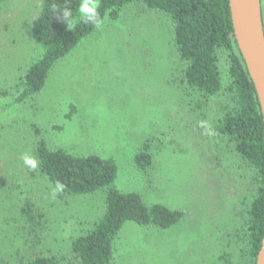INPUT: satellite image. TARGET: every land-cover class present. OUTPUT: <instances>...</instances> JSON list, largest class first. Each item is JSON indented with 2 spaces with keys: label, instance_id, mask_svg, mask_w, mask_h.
<instances>
[{
  "label": "rangeland",
  "instance_id": "obj_1",
  "mask_svg": "<svg viewBox=\"0 0 264 264\" xmlns=\"http://www.w3.org/2000/svg\"><path fill=\"white\" fill-rule=\"evenodd\" d=\"M39 3L0 0V264L38 256L67 264L71 242L105 210L104 192L53 198L54 187L21 159L34 156L32 125L51 148L114 159L117 189L184 213L164 231L127 225L110 264H248L239 240L252 171L227 139L207 134L235 106L225 56L223 88L204 98L182 82L168 19L133 4L60 61L33 101L10 106L42 53L29 33ZM147 143L152 166L139 172L132 158Z\"/></svg>",
  "mask_w": 264,
  "mask_h": 264
},
{
  "label": "trees",
  "instance_id": "obj_2",
  "mask_svg": "<svg viewBox=\"0 0 264 264\" xmlns=\"http://www.w3.org/2000/svg\"><path fill=\"white\" fill-rule=\"evenodd\" d=\"M82 0H40L39 11L31 22L29 33L41 47L40 58L30 65L9 105L33 101L48 84L52 70L97 30L91 23L79 21L74 28L63 21L67 7L73 17L79 16ZM58 6L53 12L52 5ZM139 5L164 15L171 24L172 41L178 60L183 64L182 82L204 98L221 92L220 55L225 56L229 78L228 91L234 108H227L215 126L217 136L227 139L235 153L251 169L252 195L241 228V243L248 264H255L264 236V124L254 86L233 37L228 0H100V17L118 20L122 9ZM262 12V6H261ZM73 112V110H71ZM39 137L33 153L39 160L38 170L55 187L57 181L66 187L57 193L65 197H85L104 192V213L92 229L71 242V259L67 264H110L116 241L127 225L168 230L181 222L184 213L160 203L147 204L141 195L115 187L118 175L116 161L96 154L79 156L63 149L51 148ZM147 143L132 158L135 170L146 172L152 166ZM28 222L33 212L23 210ZM241 247V248H242ZM19 264H60L54 257H34Z\"/></svg>",
  "mask_w": 264,
  "mask_h": 264
},
{
  "label": "water",
  "instance_id": "obj_3",
  "mask_svg": "<svg viewBox=\"0 0 264 264\" xmlns=\"http://www.w3.org/2000/svg\"><path fill=\"white\" fill-rule=\"evenodd\" d=\"M233 37L254 86L264 124V25L261 0H228ZM264 264V236L256 263Z\"/></svg>",
  "mask_w": 264,
  "mask_h": 264
},
{
  "label": "clouds",
  "instance_id": "obj_4",
  "mask_svg": "<svg viewBox=\"0 0 264 264\" xmlns=\"http://www.w3.org/2000/svg\"><path fill=\"white\" fill-rule=\"evenodd\" d=\"M100 8V0H82V2L79 5V16L73 17V14L71 10L67 7H65L62 12L63 21L66 22L68 27L74 28L79 21H83L84 23H91L95 28L99 29L104 24V20L107 17L101 18L100 13L98 9ZM53 12L58 11V6L53 4L52 5ZM201 127L205 126L204 122H201ZM207 134L209 136L216 135L215 131L209 128ZM21 159L23 160L24 164L29 167L30 169H37L39 166V160L28 154L24 153L21 156ZM65 185L61 183L60 181H57L55 184V187L52 189V196L55 198L57 193H62L65 189Z\"/></svg>",
  "mask_w": 264,
  "mask_h": 264
}]
</instances>
